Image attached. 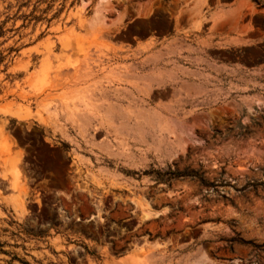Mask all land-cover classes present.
<instances>
[{"label": "rangeland", "instance_id": "rangeland-1", "mask_svg": "<svg viewBox=\"0 0 264 264\" xmlns=\"http://www.w3.org/2000/svg\"><path fill=\"white\" fill-rule=\"evenodd\" d=\"M0 264H264V0H0Z\"/></svg>", "mask_w": 264, "mask_h": 264}, {"label": "bare ground", "instance_id": "bare-ground-1", "mask_svg": "<svg viewBox=\"0 0 264 264\" xmlns=\"http://www.w3.org/2000/svg\"><path fill=\"white\" fill-rule=\"evenodd\" d=\"M87 89V88H86ZM85 89V90H86ZM100 89V88H99ZM88 90V89H87ZM86 90V91H87ZM103 93H104V91L101 89V90H90L87 94H83V97H85V100L87 99V100H89V101H93L92 99L96 96V95H103ZM82 97V98H83ZM84 99V98H83ZM87 103V102H86ZM85 103V104H86ZM88 104V103H87ZM88 105H92V103L91 104H88ZM107 115V114H106ZM103 117V116H102ZM105 118V117H104ZM110 119V118H109Z\"/></svg>", "mask_w": 264, "mask_h": 264}]
</instances>
